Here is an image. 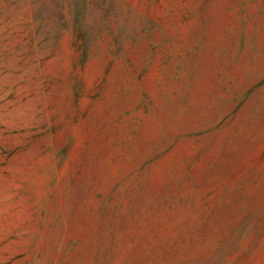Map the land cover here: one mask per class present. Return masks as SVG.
Returning a JSON list of instances; mask_svg holds the SVG:
<instances>
[{
  "label": "rangeland",
  "instance_id": "1",
  "mask_svg": "<svg viewBox=\"0 0 264 264\" xmlns=\"http://www.w3.org/2000/svg\"><path fill=\"white\" fill-rule=\"evenodd\" d=\"M0 264H264V0H0Z\"/></svg>",
  "mask_w": 264,
  "mask_h": 264
}]
</instances>
